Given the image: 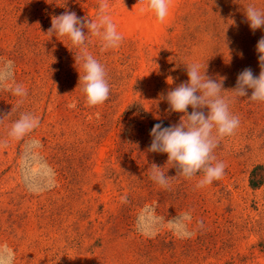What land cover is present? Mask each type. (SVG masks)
I'll list each match as a JSON object with an SVG mask.
<instances>
[{"label":"rangeland","instance_id":"374dc122","mask_svg":"<svg viewBox=\"0 0 264 264\" xmlns=\"http://www.w3.org/2000/svg\"><path fill=\"white\" fill-rule=\"evenodd\" d=\"M100 4L0 0V245L13 264H264V103L233 99L240 124L214 150L225 169L210 185L197 187L202 173L187 179L166 154L148 151L152 125L183 115L164 97L187 81L186 64L224 78L228 98L243 69L259 75L264 30L253 32L244 10L264 9V0H173L163 23L141 12L145 0H110L123 37L115 49L91 33L83 47L47 34L53 16L95 21ZM84 51L111 86L94 107L78 85ZM23 113L39 125L13 137ZM153 163L168 187L150 178Z\"/></svg>","mask_w":264,"mask_h":264},{"label":"clouds","instance_id":"9594fccd","mask_svg":"<svg viewBox=\"0 0 264 264\" xmlns=\"http://www.w3.org/2000/svg\"><path fill=\"white\" fill-rule=\"evenodd\" d=\"M145 2L146 7L141 8V12H151L161 23L169 16L173 4V0H145ZM109 4L110 0H101L95 21L78 17L74 11L65 10L62 14L51 18V27L47 34L50 37H67L74 46L83 47L86 45L88 34L91 33L101 37L102 47L105 50L118 48L123 37L117 31L116 24L108 12ZM244 14L253 32L258 29L264 30V9L249 4ZM255 47L260 67L259 75H254L250 67L243 69L237 75L236 85L231 90L234 94L233 98L222 95L225 92L224 78L213 79L206 74V68L201 72L200 63L186 64L187 81L172 87L164 97L169 105V111L183 114L180 121L167 127L163 126L162 122L156 123L149 133L151 143L148 151L166 154L167 164H171L177 174L191 179L202 173L197 187L210 185L224 174L225 164L216 160L214 150L220 139L233 135L239 127V117L230 111L233 99L248 97L250 101L264 103V36H261ZM75 61H82L83 74L79 72L78 85L87 105L94 107L105 103L110 97L111 86L104 65L86 51L77 56ZM11 63L8 62L9 66ZM168 79L173 83L171 77ZM249 90H251L250 96ZM13 93L18 97L27 95L21 85H15ZM189 108L191 112L188 111ZM38 125V118L23 113L13 123L10 135L20 138ZM162 168L155 163L151 164L150 178L161 186L168 187L170 177L161 170ZM185 219H188L187 215ZM13 262L12 250L8 249L7 245H0V264H13Z\"/></svg>","mask_w":264,"mask_h":264},{"label":"trees","instance_id":"16d2710c","mask_svg":"<svg viewBox=\"0 0 264 264\" xmlns=\"http://www.w3.org/2000/svg\"><path fill=\"white\" fill-rule=\"evenodd\" d=\"M156 123H161V122H156ZM156 123H154V124L152 125V127H153ZM162 123H163V126H165V127L169 126L167 122L162 121ZM152 127H151V129H152Z\"/></svg>","mask_w":264,"mask_h":264}]
</instances>
